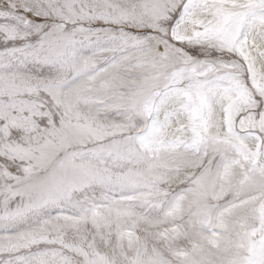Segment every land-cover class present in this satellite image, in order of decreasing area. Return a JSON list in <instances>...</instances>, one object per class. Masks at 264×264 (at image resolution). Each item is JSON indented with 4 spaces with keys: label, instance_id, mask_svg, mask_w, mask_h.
<instances>
[{
    "label": "snow or ice",
    "instance_id": "1",
    "mask_svg": "<svg viewBox=\"0 0 264 264\" xmlns=\"http://www.w3.org/2000/svg\"><path fill=\"white\" fill-rule=\"evenodd\" d=\"M0 264H264V0H0Z\"/></svg>",
    "mask_w": 264,
    "mask_h": 264
}]
</instances>
